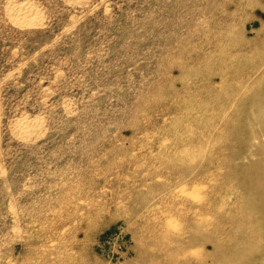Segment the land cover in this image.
I'll return each mask as SVG.
<instances>
[{"label": "rangeland", "instance_id": "rangeland-1", "mask_svg": "<svg viewBox=\"0 0 264 264\" xmlns=\"http://www.w3.org/2000/svg\"><path fill=\"white\" fill-rule=\"evenodd\" d=\"M255 163L264 0H0V264H264Z\"/></svg>", "mask_w": 264, "mask_h": 264}, {"label": "bare ground", "instance_id": "bare-ground-1", "mask_svg": "<svg viewBox=\"0 0 264 264\" xmlns=\"http://www.w3.org/2000/svg\"><path fill=\"white\" fill-rule=\"evenodd\" d=\"M14 12H16L15 14L18 16H22V17H26L29 16L31 14L32 11V7L31 5L26 2L23 3L22 5H20L17 10H14ZM263 166L262 164L259 163H255L254 165L250 166L249 169L246 171L245 176H247L249 178V183L247 184V186L253 188L257 194L258 200L255 202V204L262 210V212H264V184H262L261 178H263L261 176L260 178V174L259 171L262 170Z\"/></svg>", "mask_w": 264, "mask_h": 264}]
</instances>
